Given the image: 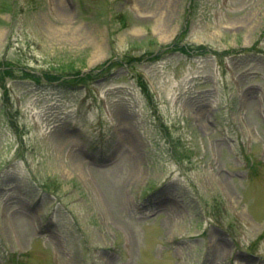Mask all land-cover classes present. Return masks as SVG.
<instances>
[{
  "label": "rangeland",
  "instance_id": "374dc122",
  "mask_svg": "<svg viewBox=\"0 0 264 264\" xmlns=\"http://www.w3.org/2000/svg\"><path fill=\"white\" fill-rule=\"evenodd\" d=\"M130 3L0 0V264H264V0Z\"/></svg>",
  "mask_w": 264,
  "mask_h": 264
},
{
  "label": "trees",
  "instance_id": "16d2710c",
  "mask_svg": "<svg viewBox=\"0 0 264 264\" xmlns=\"http://www.w3.org/2000/svg\"><path fill=\"white\" fill-rule=\"evenodd\" d=\"M55 69H57V68L55 67Z\"/></svg>",
  "mask_w": 264,
  "mask_h": 264
}]
</instances>
